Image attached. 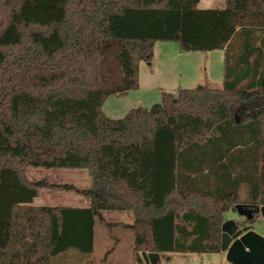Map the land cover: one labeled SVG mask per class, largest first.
Listing matches in <instances>:
<instances>
[{
	"label": "trees",
	"instance_id": "16d2710c",
	"mask_svg": "<svg viewBox=\"0 0 264 264\" xmlns=\"http://www.w3.org/2000/svg\"><path fill=\"white\" fill-rule=\"evenodd\" d=\"M0 0V264L94 253L104 212L132 213L134 250L222 253L237 205L264 207V0ZM158 42L224 51L221 88L163 93L119 120ZM28 168L86 170L89 208L30 207ZM246 190V197L242 191Z\"/></svg>",
	"mask_w": 264,
	"mask_h": 264
},
{
	"label": "rangeland",
	"instance_id": "374dc122",
	"mask_svg": "<svg viewBox=\"0 0 264 264\" xmlns=\"http://www.w3.org/2000/svg\"><path fill=\"white\" fill-rule=\"evenodd\" d=\"M216 1L219 0L212 2L204 0L199 8L203 10L205 6H208L215 9L213 7H219V4H215ZM1 22L0 17V25ZM223 60L221 52L211 54L183 52L178 43L158 42L155 45L151 65L145 62L140 64V88L122 97L111 96L106 100L103 112L110 119L119 120L132 110L151 109L161 104L163 93L176 94L180 89H194L199 86L219 88V84L224 80ZM26 176L30 181L44 180L51 185L50 188L41 190L39 201H47V205L53 206L68 205L72 198L78 196L75 192H67L57 186L73 185L77 189H82L89 188L91 184V178L84 170L28 168ZM242 197H246V190L242 191ZM121 214H124L125 219ZM104 216L105 222L97 223L95 228L92 262L86 261L87 257L72 251L69 255L58 258L56 264H230L226 261L224 252L219 254L166 253L160 255L156 262H152L149 257L145 258L142 253H136L133 249V232L124 225L130 214L104 212ZM223 218L220 225V241L222 225L227 221L237 222L241 229L254 231L264 237V216L261 210L244 209V213L241 214L237 207H234ZM75 254L81 258L80 261L74 258Z\"/></svg>",
	"mask_w": 264,
	"mask_h": 264
},
{
	"label": "water",
	"instance_id": "95a60500",
	"mask_svg": "<svg viewBox=\"0 0 264 264\" xmlns=\"http://www.w3.org/2000/svg\"><path fill=\"white\" fill-rule=\"evenodd\" d=\"M237 209L244 213V209L261 210L264 207L237 205ZM222 251L226 254V261L230 264H264V237L248 229H238L234 221H227L222 225ZM160 254H150L152 262H156Z\"/></svg>",
	"mask_w": 264,
	"mask_h": 264
},
{
	"label": "crops",
	"instance_id": "0c3cea01",
	"mask_svg": "<svg viewBox=\"0 0 264 264\" xmlns=\"http://www.w3.org/2000/svg\"><path fill=\"white\" fill-rule=\"evenodd\" d=\"M212 1H214V0H211V2ZM222 0H219V1H216V3L215 4H219L218 6L219 7H213V8H224L225 7V4H226V2H221ZM225 1V0H224ZM203 3H204V0H201V2H200V5L199 6H201V5H203ZM210 3V2H209ZM223 4V5H222ZM214 6H216V5H214ZM220 6H224V7H220ZM207 9H212V8H209L208 6H205L204 7V9L203 10H207ZM215 52H221V53H223V59H224V51H213V52H210V53H207V54H211V53H215ZM223 63H224V60H223ZM139 76H140V74H139ZM219 88H221L222 86H223V83H220L219 84ZM139 88H140V85H139ZM84 171H86V170H84ZM88 173V172H87ZM91 185H92V180H91V184H90V186H89V188L91 187ZM84 189H88V188H82L81 190H84ZM40 194H41V190L39 191V196H38V198L37 199H35V201L32 203V204H30V205H26V206H30V207H47V208H55V207H68V208H80V209H85V208H89L90 207V205H91V202H90V199H88V198H85V197H82V196H80V195H78L77 196V198H72L73 200H70V202H69V204L68 205H63V206H53V205H47V201H44V202H41V201H39V197H40ZM39 201V202H38ZM44 203V204H43ZM119 213H125V212H119ZM125 214H130V216H128L127 218H126V220H127V223H124V225H126V226H131V225H133V222H134V216H133V214L132 213H125ZM132 214V215H131ZM122 216H123V218H124V214H121ZM103 216H104V213H103ZM104 218H105V216H104ZM122 218V219H123ZM125 219V218H124ZM96 228V227H95ZM134 235V234H133ZM134 243H135V239H134ZM134 243H133V249H134ZM94 248H95V243H94ZM72 252V251H71ZM71 252H69L68 254H66V255H69ZM94 254V253H93ZM93 254L91 255V257H89L88 258V260H86V261H88V262H92V256H93ZM74 258L77 260V261H80L81 260V258H79V256H77L76 254L74 255ZM54 264H56V261L54 262Z\"/></svg>",
	"mask_w": 264,
	"mask_h": 264
},
{
	"label": "flooded vegetation",
	"instance_id": "af4514ba",
	"mask_svg": "<svg viewBox=\"0 0 264 264\" xmlns=\"http://www.w3.org/2000/svg\"><path fill=\"white\" fill-rule=\"evenodd\" d=\"M236 225L238 226V229H241V226L236 222Z\"/></svg>",
	"mask_w": 264,
	"mask_h": 264
}]
</instances>
